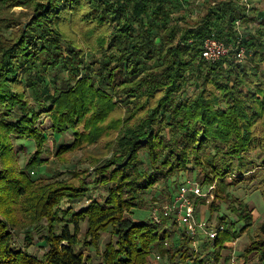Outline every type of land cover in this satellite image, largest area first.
Instances as JSON below:
<instances>
[{"label":"trees","instance_id":"trees-1","mask_svg":"<svg viewBox=\"0 0 264 264\" xmlns=\"http://www.w3.org/2000/svg\"><path fill=\"white\" fill-rule=\"evenodd\" d=\"M249 3L204 0L192 22L191 0H0V264H152L154 253L166 264H218L248 232L243 264L251 256L264 264V224L253 234L250 205L229 192L244 182L264 195V162L252 156L264 155V12L251 18ZM237 21L257 24L241 33ZM214 34L244 47L246 60L236 51L207 62L203 45ZM69 132L62 161L106 138L112 156L91 157L94 180L88 170L35 179L49 136ZM14 141L35 149L24 167ZM199 171L203 190L216 188L211 204L194 199L198 220L200 206L236 204L231 224L216 221L226 231L198 251L175 215L161 212L158 223L134 213L148 208L156 184L170 204L188 184L178 179ZM92 186L108 196L76 210Z\"/></svg>","mask_w":264,"mask_h":264},{"label":"rangeland","instance_id":"rangeland-1","mask_svg":"<svg viewBox=\"0 0 264 264\" xmlns=\"http://www.w3.org/2000/svg\"><path fill=\"white\" fill-rule=\"evenodd\" d=\"M193 4L190 7V16L189 19L192 22L198 21L205 13L204 10V0H191ZM248 14L252 18L256 14V5L253 3L248 4ZM14 12L16 14L22 13V9L16 8L14 9ZM256 22L249 23L248 25H241V32L247 27L252 28ZM83 25H80L79 27L74 28V32L79 33L83 31ZM79 42L83 44V48H87L85 46L84 41L82 40V36L79 35L77 37ZM245 61V60H244ZM264 68V67H263ZM193 89L190 90V94L193 93ZM50 119L48 117H43L41 121V125L44 128L50 127ZM49 134H52L49 132ZM111 138V137H109ZM113 138V136H112ZM109 139H104L101 143H97L93 146H87L82 150L73 152L71 154L66 155L64 158L66 159L62 161L60 158L56 156L58 147L62 144H72L74 141V136L72 133H67L65 136L61 138H55L54 136L50 135L48 139V144L46 145V155H44V159L47 160V163L39 170H36L32 173V176L35 179H44L46 181H53L60 178H68L70 177V171L76 170L77 172H82L88 170V173H93L92 178L89 180H94L96 178V175L94 174L95 166L92 164L91 157L94 158H100V159H109L113 151H110L107 148V141ZM14 151L19 154V163L21 166H25L28 159L35 153V149L33 147L32 143L28 142H16L14 141ZM252 156L259 158V163L262 164L264 162V155L260 154L259 152H256L252 154ZM202 174L199 172H188L187 174H184L180 179H178V183H201ZM165 189V186H163L161 183H158L154 186L153 189H151L147 195V199L149 202L147 209H138L135 210V217L137 220H145L149 218H155V208H163L164 206L168 205L169 202H167L166 194L163 196L161 195L163 190ZM167 192V191H166ZM229 192L232 194V197L234 200L239 201H245L250 205L251 211L253 213L254 222L252 229L250 230L253 234H255L260 226L264 224V195L257 189H255L253 183H241L238 186H234L230 188ZM107 190L104 187H98L92 186L91 192L89 193L88 197H85L82 199L79 203H76L75 207L76 210H82L89 206L91 203L92 198L96 197H107ZM157 197V198H156ZM155 198V199H154ZM209 204H211L215 200V192L214 195L211 196ZM208 203V202H207ZM209 204L200 206L198 208V213L201 216L202 219H210L211 222L213 221H219L222 217V215L228 217L229 219L226 221L228 224H231V220L234 219L232 212L230 210V206L233 203V201L227 202L226 200H218L217 204L221 207V212H211L209 208ZM161 213V212H160ZM236 220V218H235ZM241 227V226H240ZM83 231L86 230V224H83L82 227ZM239 229V228H238ZM24 233V232H23ZM18 240V245L23 244L24 242V234H21L20 236L16 237ZM252 235L245 233L243 236L237 238V240L233 243L232 247L233 250L226 251L224 253V262H226V258L228 255L232 254V259L235 258V261L237 264H243L245 263L244 253L247 249V246L251 243ZM105 239H107V236H105ZM207 242V241H206ZM35 254H42L43 249L39 248L38 246L31 248ZM158 254L154 253L151 257L152 264H166L163 262V259L159 260L157 258ZM232 261V260H231ZM97 260L93 264L96 263ZM258 261L255 260L254 257H250L249 262H246L247 264H256Z\"/></svg>","mask_w":264,"mask_h":264},{"label":"built area","instance_id":"built-area-1","mask_svg":"<svg viewBox=\"0 0 264 264\" xmlns=\"http://www.w3.org/2000/svg\"><path fill=\"white\" fill-rule=\"evenodd\" d=\"M239 31L241 29L240 21H237ZM236 59L244 61L247 58V52L244 47L236 48L234 43L221 41L214 34L204 41L203 57L212 64L218 63L223 58L228 57L232 52H236ZM215 186H211L207 191L197 184L188 183L180 187L172 203L164 206L159 210L155 208V220L161 223L159 216L160 212H164L166 216L171 214L177 217L178 222L184 225L188 232L192 235L194 246L199 251V245L205 243L206 240H215L220 234L226 231V226L218 224L216 221L211 222L208 219L198 220L196 218V209L194 199L197 197L206 198L210 202V197L214 195ZM159 260L161 257L157 256ZM218 264H226L224 258ZM231 264H237L235 258L232 259Z\"/></svg>","mask_w":264,"mask_h":264},{"label":"crops","instance_id":"crops-1","mask_svg":"<svg viewBox=\"0 0 264 264\" xmlns=\"http://www.w3.org/2000/svg\"><path fill=\"white\" fill-rule=\"evenodd\" d=\"M251 3H253L254 5H256V8L258 9V10H256V14H260V13H263L264 12V0H251ZM19 9H22V8H19ZM22 11H23V9H22ZM241 29H240V31H241ZM241 33H243V32H241ZM151 261H152V259H151Z\"/></svg>","mask_w":264,"mask_h":264}]
</instances>
